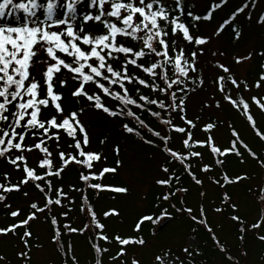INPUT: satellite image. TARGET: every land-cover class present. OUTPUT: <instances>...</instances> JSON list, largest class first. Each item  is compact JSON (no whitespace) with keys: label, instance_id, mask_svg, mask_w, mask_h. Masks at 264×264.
<instances>
[{"label":"snow or ice","instance_id":"6c2138e0","mask_svg":"<svg viewBox=\"0 0 264 264\" xmlns=\"http://www.w3.org/2000/svg\"><path fill=\"white\" fill-rule=\"evenodd\" d=\"M83 3L0 0V241L14 239L18 264H32L33 247H43L33 243L39 239L33 225L41 221L60 264H82L73 237L87 243L83 264H144L131 251L149 246L142 226L183 218L193 235L178 251L153 252L150 264H204L195 239L201 230L222 254L220 264H249L247 248L232 254L208 212L230 221L241 245L251 233L264 246V179L247 188L259 206L250 221L229 188L254 177L227 170L230 159L241 165L250 159L264 177V130L252 112L254 106L264 116V43L228 63L217 59L226 52L211 45L225 31L236 42L252 28L264 33V0H244L208 33L201 25L229 0H208L202 8L196 0H90L81 13ZM254 59L255 79L238 75L239 66ZM194 97L197 110L190 115ZM226 111L245 120L259 150L245 142ZM88 113L117 125L123 139L147 147L155 162L158 192L152 209L132 222L131 234L110 228L109 221L122 215L117 208L99 207L105 193L117 199L132 190L109 180L126 168L121 143L94 136L83 120ZM70 171L74 181L67 180ZM13 173L19 174L15 182ZM206 185L218 192V202L209 200ZM193 187L199 189L195 208L186 199ZM0 264L12 261L0 254Z\"/></svg>","mask_w":264,"mask_h":264},{"label":"rangeland","instance_id":"374dc122","mask_svg":"<svg viewBox=\"0 0 264 264\" xmlns=\"http://www.w3.org/2000/svg\"><path fill=\"white\" fill-rule=\"evenodd\" d=\"M196 1L199 3L200 8L205 4V0ZM232 1L235 3L231 4L229 8L225 7L222 9V12H217L213 22L208 24L203 29L205 33L211 32L219 25V23L222 22L223 19L229 16L230 12L234 10L238 4H242L244 2V0ZM262 6H264V3H262ZM238 20L243 21L244 16L241 15L238 17ZM259 32L261 31L256 28L249 29L245 32L243 38L239 42H236L233 40L230 31H225L218 41H213L211 47L215 48L219 46L222 50L225 48L224 46H228L227 50H223L226 52V56L217 57V59H221L222 61L228 63L230 62L231 56L234 54H246L251 47L259 46L261 43H264V39L258 35ZM255 68L256 60L254 59L251 63L239 66L238 75L247 78V71L254 70ZM251 94H253V92ZM245 95L247 96L248 94L246 93ZM252 109L255 110L256 119H258V110L254 106H252ZM224 115L229 119L234 120L238 125H240V128L245 129L244 139L250 141V138H248L251 135L250 129L248 125L243 122L242 118L237 113L231 111H226ZM83 120L87 125H89V129L94 136L103 137L104 135H108L112 140H118L121 143V157L125 161L126 168L120 176L112 177V181L117 185L128 183L131 186L132 193L129 196H120L117 199H104L100 208H104L105 210L108 207L117 208L122 215L119 218H113L109 221L112 230L131 234L132 222L144 211L152 209L155 195L158 192L152 183V177L155 175V162L149 158L150 150L134 139H123L119 134L118 126L105 120L100 115L88 113L83 117ZM223 133L226 134V129L223 130ZM224 134L223 136L225 137ZM247 167L250 168V166ZM247 167L246 171L248 169ZM254 171L258 173L257 167L254 168ZM252 183L254 184V188L259 185V181L257 179H255ZM206 188L208 190V198H212L216 195V190L211 186L206 185ZM198 192L199 191L196 189L191 191V195L193 197L190 206L194 208L199 202ZM195 196L198 197L197 201ZM233 199L241 204V214L248 220L252 221L257 217L259 208L257 209V205L253 204L254 202H252L253 199L250 195L245 193L243 194L241 190L237 189L233 194ZM211 200H217L218 202L217 198H213ZM208 217L213 226H222L215 228V230L222 242L226 243L229 247L232 254H238V251L244 247L249 251V264H264V260L261 259L262 255H264V246H261L258 242H256L251 233L247 236L244 244L241 245L240 241L237 239V235L232 229L233 227L230 221L212 213L210 209ZM41 226L40 221H37L33 226L34 233H38L39 237L35 243H40L43 247L40 249H32V264H60V257L53 251L52 246L47 242L45 227ZM204 232L205 231L203 230L200 231L201 237ZM40 233H42V235ZM192 235L193 234L190 232L189 228V222L183 218H178L177 221H170V223L155 236L149 235L148 247L139 250L132 249L131 251H135L137 255L143 259L144 264H150L153 252L159 251L161 248H165L167 246H172L174 250L178 251L179 247L185 244L188 238ZM195 239L204 251L206 257L204 264H220L222 254L214 248L212 241L208 244L209 247H207L208 245L206 246L205 251L201 246L198 235ZM15 244L16 242L14 240H10L7 243L0 241V254H6L12 261V264H18L15 256L17 251ZM112 250L114 253L116 250L115 246H113Z\"/></svg>","mask_w":264,"mask_h":264},{"label":"trees","instance_id":"16d2710c","mask_svg":"<svg viewBox=\"0 0 264 264\" xmlns=\"http://www.w3.org/2000/svg\"><path fill=\"white\" fill-rule=\"evenodd\" d=\"M89 2H90V0H84V3H83L82 5L79 6V10H80L81 13H83L85 10H87V7H88ZM206 2H208V0H205V3H206ZM196 3H197V5H198V8H200L199 3H198L197 1H196ZM233 3H235V2H233L232 0L229 1V4L227 5V8H229V7L231 6V4H233ZM209 6H210V3H209ZM202 7H204V6H202ZM202 7H201V8H202ZM218 11L220 12V10H217V12H218ZM217 12L214 13V18L216 17ZM58 15H62V10H58ZM213 20H214V19H213ZM212 22H213V21H212ZM212 22H211V23H212ZM208 24H210V23H208ZM208 24H203V25H201V31H202V32H204L203 29H204ZM261 34H263V33H261V32L258 33V35H260V37H261ZM263 39H264V38H263ZM225 49H226V48H225ZM222 50H224V49H222ZM256 71H257V68H255L254 70H249V71H247V78L249 79V81L255 79V77H256ZM255 94H256V92L253 90V94H252V95H255ZM189 109H190V112H189L190 115L192 114V112H193L194 110H197V109H196V98H195V97L193 98L192 103H190V105H189ZM252 112H253V114H254V116H255V118H256L255 110L252 109ZM225 113H226V112H225ZM239 116H240V115H239ZM240 117H241V116H240ZM241 118H242V117H241ZM229 120H230V122L233 123L234 126L240 131V134H241L242 138L244 139V138H245V137H244V136H245V134H244V133H245V129L240 128V125H238L234 120H231V119H229ZM242 120H243L244 123H246L245 120H244L243 118H242ZM257 122H258V126L261 127L262 130H264V116H260V115H259V117H258V119H257ZM246 124H247V123H246ZM247 125H248V124H247ZM88 126H89V125H88ZM248 127H249V126H248ZM249 129H250V133H251V135H250L248 138H250V141H247L246 139H244V140H245V142L249 143L250 146H252V147L254 148V150H259V149L261 148V145H260V143L258 142L257 138H256L255 135H254V132L251 130L250 127H249ZM223 134H224V133H223ZM224 135H225V138H226L227 135H228L227 130H226V134H224ZM245 166H246V167H247V166H250V168L247 167V168H248V169H247V172L250 173L254 178L251 179V180H249V181H245V182H243V185H237V186H233V187L229 188V192L232 194V196H233V194L235 193V191H236L237 189L241 190V192H243V194L245 193V194L249 195V194H248V191H247V188L255 189V188H254V184H253L252 182H253L255 179H257V180L259 181V184H260L261 181H262V179H264V177L261 176L260 170H259L258 168H257L258 173H256V172L254 171V168H255L256 166H255V163H254L253 161H251L250 159H249L245 164H243V165H241L237 159H234V158H233V159H230V160L228 161V163H227V170L230 172V174L241 173V172H245V171H246V167H245ZM3 170H4V169H3V166L0 165V172H2ZM18 175H19L18 173H13V175H12V180H13V182H15V180H16L17 177H18ZM75 178H76V173H75L74 171H70L69 174H68L67 180H72V181H74ZM109 180L113 183V181H112V177H109ZM0 182H2V181H0ZM245 186H246V187H245ZM193 189H196V190L199 191V189H197V188H195V187H193V188L191 189V191H192ZM191 191L189 192V194H188V196H187V198H186V199H187V202H188V204H189V206L191 205V201H192V197H193V196L191 195ZM215 192H216V195L213 196L212 198H209V200H211V199H213V198H218V192H217V191H215ZM198 193H199V192H198ZM107 198L111 199L110 196H109V194L105 193V194H104V198L100 201L99 207H100L102 201H103L104 199H107ZM195 198H196V201H197V198H198V197L195 196ZM251 198H252V197H251ZM10 199H12V200H19L20 197H19L18 195H13ZM252 202H254V201L252 200ZM253 204H254V205H257V209L259 208V206H258V204H257L256 202H254ZM253 204H252V205H253ZM252 205H251V206H252ZM149 210H150V209L144 211L143 213H147V212H149ZM170 211H171V210H170ZM240 214H241V213H240ZM241 215H242V214H241ZM242 216H244V215H242ZM1 219H2V221H1ZM177 220H178V218H175V219H172L171 222H174V221H177ZM77 222H79V221H77ZM2 223H4V219H3L2 216H0V224H2ZM40 224H41L43 227H45L46 235H47V236H46V237H47V242H48V244H50V245L52 246L53 251L56 253L55 248H54V245H52V244L50 243V240H49L50 230H49L48 225H47V224H44V223L41 222V221H40ZM34 225H35V224H34ZM34 225H33V226H34ZM42 226H41V227H42ZM157 226H158V225L153 226V225H151V224H149V223H145V225L142 226V227H143L142 235L145 237L146 240H148L149 235H150V236L152 235L151 232H152L153 227H156V228H157ZM110 228H111V225H110ZM111 229H112V228H111ZM232 229H233L234 233L237 235L235 228H232ZM33 232H34V231H33ZM40 234L42 235V233H40ZM34 235H35V236H38V233H37V234L34 233ZM198 238H199V241H200V243H201V246H202V247L204 248V250L206 251V246L211 242V239H210L209 235H208L206 232H204L203 235H202V237H201V235H200V233H199ZM13 240H14V239H13ZM14 241H15V240H14ZM15 242H16V241H15ZM33 243L35 244V241H33ZM73 243H74L75 248H76V254H77L78 256L82 257V263H83V260L86 259V258L90 255L89 250H88L87 243H86L85 239H83V238H79V237H73ZM207 247H209V245H208ZM112 248H113V246H112ZM33 249H36V248L33 247ZM13 250H14V249H13ZM112 252H113V250H112ZM56 254H57V253H56ZM57 255H58V254H57Z\"/></svg>","mask_w":264,"mask_h":264},{"label":"water","instance_id":"95a60500","mask_svg":"<svg viewBox=\"0 0 264 264\" xmlns=\"http://www.w3.org/2000/svg\"><path fill=\"white\" fill-rule=\"evenodd\" d=\"M164 225H165V224H164ZM164 225H163V226H164ZM161 228H162L161 226L158 227V229H161Z\"/></svg>","mask_w":264,"mask_h":264}]
</instances>
